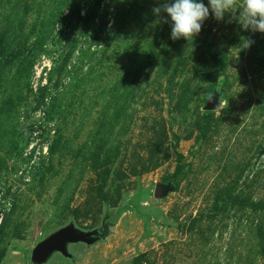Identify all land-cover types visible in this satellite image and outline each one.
Here are the masks:
<instances>
[{
    "label": "rangeland",
    "instance_id": "obj_1",
    "mask_svg": "<svg viewBox=\"0 0 264 264\" xmlns=\"http://www.w3.org/2000/svg\"><path fill=\"white\" fill-rule=\"evenodd\" d=\"M161 2L0 0V264H264V33Z\"/></svg>",
    "mask_w": 264,
    "mask_h": 264
},
{
    "label": "clouds",
    "instance_id": "obj_2",
    "mask_svg": "<svg viewBox=\"0 0 264 264\" xmlns=\"http://www.w3.org/2000/svg\"><path fill=\"white\" fill-rule=\"evenodd\" d=\"M235 5L236 0H209L208 6L203 0H162L153 11L157 15L166 13L167 17H163L165 23L170 18L172 40L181 37L189 40L200 33L210 14L217 20H223L225 12ZM242 15L241 26L245 30L264 33V0H243Z\"/></svg>",
    "mask_w": 264,
    "mask_h": 264
},
{
    "label": "water",
    "instance_id": "obj_3",
    "mask_svg": "<svg viewBox=\"0 0 264 264\" xmlns=\"http://www.w3.org/2000/svg\"><path fill=\"white\" fill-rule=\"evenodd\" d=\"M87 233L78 232L73 225L61 228L44 240L38 242L32 249L31 259L36 264H40L47 260L51 253L59 251L64 255H68L66 245L69 242H77L86 240Z\"/></svg>",
    "mask_w": 264,
    "mask_h": 264
},
{
    "label": "trees",
    "instance_id": "obj_4",
    "mask_svg": "<svg viewBox=\"0 0 264 264\" xmlns=\"http://www.w3.org/2000/svg\"><path fill=\"white\" fill-rule=\"evenodd\" d=\"M99 2H100V0H95V1L93 0L92 7L88 8V10H86L87 12L83 16H81L79 14L80 12L78 11V9H76V14L81 17V20H83L84 23H87V22H90V21L93 22L94 17H95V15L97 13L96 12V8L98 7ZM74 12H75V8L69 7V10H68V12L66 14L67 18L72 16ZM263 204H264V202H263Z\"/></svg>",
    "mask_w": 264,
    "mask_h": 264
}]
</instances>
